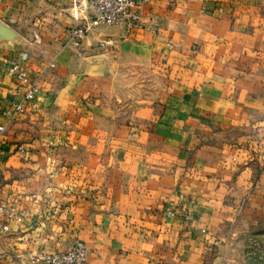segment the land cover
<instances>
[{
  "label": "crops",
  "instance_id": "1",
  "mask_svg": "<svg viewBox=\"0 0 264 264\" xmlns=\"http://www.w3.org/2000/svg\"><path fill=\"white\" fill-rule=\"evenodd\" d=\"M72 5L0 0V195L29 211L0 232V264L80 241L91 264H206L242 204L263 209L264 0H152L142 14L160 35L99 26L80 49ZM98 42L112 45L102 61ZM131 56L155 69L144 98L118 90L116 59ZM11 58L42 88L8 124Z\"/></svg>",
  "mask_w": 264,
  "mask_h": 264
},
{
  "label": "built area",
  "instance_id": "2",
  "mask_svg": "<svg viewBox=\"0 0 264 264\" xmlns=\"http://www.w3.org/2000/svg\"><path fill=\"white\" fill-rule=\"evenodd\" d=\"M152 0H73L72 10L76 24L68 32V46L80 47L82 41L89 32L99 26L118 27L128 33L147 30L155 36L160 35L162 27L156 17L149 16L144 19L142 14L143 6ZM83 2L93 11L94 17L90 21H84L81 17ZM8 75L15 81L14 98L7 107L2 117L7 123H12L24 115L28 104L36 101L41 94L42 76L31 78L29 72L22 67L17 59L11 58L6 63ZM55 63L51 62L47 68H55ZM7 124H0V157L6 154L4 149L5 134ZM25 155V151H21ZM72 215L75 211H69ZM29 211L16 204H0V232L8 233L12 225H21L28 217ZM168 217H175L176 211L173 204L167 210ZM186 222L194 220L192 212L185 213ZM73 222V221H71ZM89 249L84 242H77L70 249L57 253H39L34 255L30 261L32 264H91L89 259Z\"/></svg>",
  "mask_w": 264,
  "mask_h": 264
},
{
  "label": "rangeland",
  "instance_id": "3",
  "mask_svg": "<svg viewBox=\"0 0 264 264\" xmlns=\"http://www.w3.org/2000/svg\"><path fill=\"white\" fill-rule=\"evenodd\" d=\"M87 38L88 36L76 49H80L83 43H87ZM96 46L98 49L97 55L92 59L102 61L103 56H101V53L104 52L102 49L106 50L112 45L98 42ZM82 53L84 52L82 51ZM116 60L117 66L114 74L117 82L120 81L121 85L118 90L124 92L126 98L132 95L142 96V98H144L143 96H149L150 92L153 91L149 85L151 86L156 79L153 63L133 61L132 56L131 58L117 57ZM52 69L55 68H46V71ZM6 155L7 153L3 157ZM4 181L2 175L0 178L2 185ZM253 187L257 186L254 184ZM2 203H10V201L0 195V204ZM262 205L263 209L257 210L254 214L244 213L245 209L243 208L246 206L244 207L243 204L240 206L239 215L232 222L225 225L222 243H219L220 246L216 252H209L206 264H214L216 255L220 258L218 264H264V201Z\"/></svg>",
  "mask_w": 264,
  "mask_h": 264
},
{
  "label": "water",
  "instance_id": "4",
  "mask_svg": "<svg viewBox=\"0 0 264 264\" xmlns=\"http://www.w3.org/2000/svg\"><path fill=\"white\" fill-rule=\"evenodd\" d=\"M7 29H9V28H7Z\"/></svg>",
  "mask_w": 264,
  "mask_h": 264
}]
</instances>
